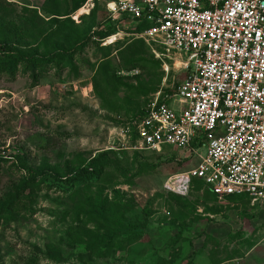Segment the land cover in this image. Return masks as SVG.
Listing matches in <instances>:
<instances>
[{"label":"rangeland","instance_id":"rangeland-1","mask_svg":"<svg viewBox=\"0 0 264 264\" xmlns=\"http://www.w3.org/2000/svg\"><path fill=\"white\" fill-rule=\"evenodd\" d=\"M89 1L79 13L80 0H0V43L58 56L37 81L28 63L7 74L0 56V264H264V207L195 181L170 190L196 156L123 150L140 111L184 81L186 59L113 27L109 0ZM18 156L50 176L30 183ZM98 159L101 175L78 176Z\"/></svg>","mask_w":264,"mask_h":264},{"label":"built area","instance_id":"built-area-1","mask_svg":"<svg viewBox=\"0 0 264 264\" xmlns=\"http://www.w3.org/2000/svg\"><path fill=\"white\" fill-rule=\"evenodd\" d=\"M106 7L117 27L149 48L186 59L184 81L172 95L156 94L125 129L123 150L171 147L184 160L196 156L195 166L168 180L170 190L187 193L199 181L218 199L264 207V0H109Z\"/></svg>","mask_w":264,"mask_h":264},{"label":"trees","instance_id":"trees-1","mask_svg":"<svg viewBox=\"0 0 264 264\" xmlns=\"http://www.w3.org/2000/svg\"><path fill=\"white\" fill-rule=\"evenodd\" d=\"M80 1H81L80 4L76 7V9L74 11H78L81 7L84 6V4L88 0H80ZM147 26H148L147 24H143L141 27H139L137 29V31L140 32V31L143 30V28H145ZM113 27H115V24H113ZM106 33H108V32H106ZM100 34H102V32H100V31H96L94 33V35H100ZM109 36H111V35L108 34L106 37H109ZM139 40H141V39H139ZM141 41H143V40H141ZM75 52L76 51L73 50V51L66 52L65 54L63 53L61 55V58L60 59H70V58H72L74 56ZM0 56L3 57V60H4V62L7 65L8 64L10 65V67L6 71L7 74L14 75L15 74V71L17 70L16 69L17 66H19L20 64L28 63L32 67V69H33L32 75L34 74V77L36 78V81L40 77V73L38 72V70H40L42 68V66H45L46 67V66H50V65L54 64L55 63V60L58 59V56H57V57H47L45 59L36 61V60H33L32 57H30L29 55H26V53H24L23 51L15 48V47H13L12 45H10L8 43H0ZM4 62H2V63L0 62V66L3 65ZM177 88H174L172 90L171 89L170 90L168 89V90L165 91V94L166 95H172L174 92H176V89ZM144 110L145 109H142L140 111L139 117H141L143 115ZM154 154H156V153H154ZM156 155H158V154H156ZM16 159H17V162H18V164L20 166V169H22L23 171H25L28 174L29 179L31 181L30 183L35 182L38 178H42L43 176L44 177L45 176H50L49 173H46L43 170L37 171V172H33L25 164V162L23 161L22 157H19L18 156V157H16ZM1 160H3V158H0V162H2ZM102 171H103L102 162H101V159H98V160L92 162L87 168L82 169L78 176L79 177H87V178L90 179L92 177H98L99 175H101ZM73 181H74V179H69L66 182V184L72 183ZM195 182H197L198 184L204 186L203 183H201L199 181H195ZM211 195L213 197L217 198L212 193H211ZM231 198L232 199H237V200H248L245 197H228L226 199H231Z\"/></svg>","mask_w":264,"mask_h":264},{"label":"bare ground","instance_id":"bare-ground-1","mask_svg":"<svg viewBox=\"0 0 264 264\" xmlns=\"http://www.w3.org/2000/svg\"><path fill=\"white\" fill-rule=\"evenodd\" d=\"M83 12H85V8H83V9H81V10L79 11V13H83ZM111 38H114V37H111ZM112 40H114V39H112Z\"/></svg>","mask_w":264,"mask_h":264}]
</instances>
